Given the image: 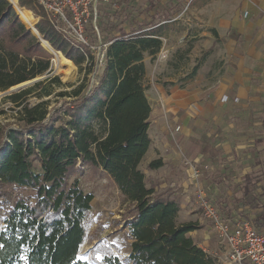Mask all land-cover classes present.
<instances>
[{"label": "trees", "instance_id": "trees-1", "mask_svg": "<svg viewBox=\"0 0 264 264\" xmlns=\"http://www.w3.org/2000/svg\"><path fill=\"white\" fill-rule=\"evenodd\" d=\"M213 1L190 0L189 8ZM18 5L39 20L35 29L41 38L80 71L93 60L91 48L106 51V62L97 86L86 89L82 84L60 93L71 100L53 109L50 102L30 106L28 100L40 88L38 98L50 96L49 87L62 86L58 78L6 97L19 110L17 124L0 126V264H89L81 260L80 249L91 227L94 197L75 179L80 162L107 175L129 203L124 218L131 252L118 262L109 251L101 264H215L192 237L202 226L178 223L185 170L178 169L173 180L166 181L168 189L157 193L140 169L152 144L145 55L160 51L166 32L184 12L182 0L99 4L97 30L93 14L83 22L89 46H74L38 0H18ZM53 59L14 5L0 0V93L48 74ZM218 134L219 127L205 124L188 142L191 153L201 155L202 164L209 166L203 176L214 199L209 194L208 199L228 224L241 218L261 232L264 157L258 153L251 171L239 177L217 147ZM255 143L257 150L264 139ZM164 166L158 159L147 168Z\"/></svg>", "mask_w": 264, "mask_h": 264}, {"label": "rangeland", "instance_id": "rangeland-1", "mask_svg": "<svg viewBox=\"0 0 264 264\" xmlns=\"http://www.w3.org/2000/svg\"><path fill=\"white\" fill-rule=\"evenodd\" d=\"M182 2L184 12L175 18L174 22L177 21V23L172 25L166 32L165 37L162 39L160 51L154 56L145 55L147 69L144 86L147 99L154 110V114L151 117L149 135L154 139L158 138L159 131L161 132L164 127H168L171 124L165 119H160V113L157 112L159 109L156 110L161 102L164 103L165 101L163 95L168 94L172 89L189 92L196 98H201L207 93H211L223 82L225 68L230 58V51L227 46L228 37H224L223 32L219 28V16L223 12V5L219 4V1L217 3L216 0L205 6L189 8L190 0H182ZM16 11L18 13V10ZM35 20L36 27L39 20L36 18ZM72 37L75 38L73 35ZM42 45L44 46V44ZM96 57L97 52L94 51L91 65L84 64L82 71L75 65L76 76L73 81H66L62 73L63 67L54 57L51 72L43 76L47 77L43 81L48 78H58L62 86L54 84L49 87L51 95L43 98H38L37 95L43 93L42 88L38 89L35 96L28 100L30 106H35L45 101L50 102V109H53L62 105L64 101L71 100L59 97L60 93L71 92L82 84H85L86 89L91 87L90 68H92ZM102 72L103 70L101 75ZM49 82L50 80L45 85ZM17 110L19 109L13 103L7 101L6 98H2L0 100V126L8 123L17 124ZM154 119L155 124H152ZM169 138L171 139V137ZM245 153L247 154L245 160H241L242 154L234 157L233 161L238 164V168H236L237 174H242L247 167L252 168L258 153H261L263 157V152H259L255 148L245 150ZM147 167L146 163L140 167L147 177V186L152 187L164 184V179L166 178L165 174H163L164 172L155 175V172L151 173ZM177 167H179L178 164ZM35 168L37 172H40L38 163H36ZM79 169V174H77L75 179H78L86 194H92L94 197L91 227L88 237L80 249V258L89 264H101V261L110 251L112 260L117 259L118 262H123V259L129 256L132 245L130 232L125 228L127 221L124 218L129 208V203L124 201L118 188L103 172L84 165L82 162L79 163ZM164 170H167L165 166L158 171ZM201 184L205 186V176H203ZM167 189L168 187H158L156 192L161 193ZM208 194L214 199L212 191ZM191 201L195 209V217L202 219L207 224L194 199ZM183 221H185V218L178 219L179 224ZM207 249L210 251L209 248ZM214 251L220 257V260L212 258L214 263L224 264L227 254L226 247L220 245L214 247Z\"/></svg>", "mask_w": 264, "mask_h": 264}, {"label": "crops", "instance_id": "crops-1", "mask_svg": "<svg viewBox=\"0 0 264 264\" xmlns=\"http://www.w3.org/2000/svg\"><path fill=\"white\" fill-rule=\"evenodd\" d=\"M218 1L223 5L219 28L223 36L228 37L230 51L223 82L201 98L178 89L163 95L165 101L156 110H160L157 111L160 119L171 124L159 131L158 138L150 136L152 144L142 162L148 165L154 160L164 161L167 170L150 171L155 175L164 172L166 176L164 184L157 185L156 189L168 187L166 181L170 178L173 180L178 169L185 170L181 177L182 185L184 183L190 187L182 193L178 219L185 218L181 224L194 222L202 226V230L193 233L192 237L210 257L216 255L214 247L221 243L211 235L209 225L194 214L191 203L192 199L196 203L194 187L188 179L190 172L183 167V161L186 158L202 162V156L192 154L188 142L198 137V130L205 124H214L219 127L217 147L223 149L227 163L236 169L238 164L233 161L235 155L242 154L241 160H245V150L256 149L255 142L264 139V0ZM162 2L166 3L167 0ZM144 63L147 69L146 59ZM236 99L239 102H235ZM152 124H155V119ZM257 150L263 152L264 157V143ZM251 169L245 168L242 174H238L239 177Z\"/></svg>", "mask_w": 264, "mask_h": 264}, {"label": "built area", "instance_id": "built-area-1", "mask_svg": "<svg viewBox=\"0 0 264 264\" xmlns=\"http://www.w3.org/2000/svg\"><path fill=\"white\" fill-rule=\"evenodd\" d=\"M109 2L110 0H38V5L55 21L57 29L74 46H89L84 36L83 22L93 14V25L96 28L98 5H107ZM69 15L71 20H69ZM91 50L97 52L90 74L91 88H93L98 85L101 71L104 68L106 51H102L101 47L91 48ZM235 102L239 100L236 99ZM184 167L190 172L188 179L194 187L196 205L201 210L207 224L210 225L211 235L226 247L227 254L224 264H264V230L260 232L252 221L241 218L236 219L232 225L228 224L209 201L207 189L201 184L203 170H207L209 166L203 165L199 160L191 161L184 158ZM188 186L183 183V193L189 188ZM205 253L208 255L207 252ZM211 258L220 260L218 254L212 255Z\"/></svg>", "mask_w": 264, "mask_h": 264}, {"label": "bare ground", "instance_id": "bare-ground-1", "mask_svg": "<svg viewBox=\"0 0 264 264\" xmlns=\"http://www.w3.org/2000/svg\"><path fill=\"white\" fill-rule=\"evenodd\" d=\"M10 1L14 4L16 9L18 10L19 17H20L21 21L24 23V25L26 27H28L29 29L33 30V32L35 33L36 20L33 17V14L29 11L20 9L17 5V3H18L17 0H10ZM36 35H37V33H36ZM49 46H51V45L48 42L44 43V47H46L48 50H49ZM56 60H58L59 64L63 67L62 73H63L66 81H73L75 76H76L75 64L72 61L66 59L59 52H57V54H56Z\"/></svg>", "mask_w": 264, "mask_h": 264}, {"label": "water", "instance_id": "water-1", "mask_svg": "<svg viewBox=\"0 0 264 264\" xmlns=\"http://www.w3.org/2000/svg\"><path fill=\"white\" fill-rule=\"evenodd\" d=\"M8 1H9L10 3H12L10 0H8ZM17 2H18V0H17ZM12 4H13V3H12ZM13 5H14V4H13ZM14 8L16 9L15 6H14ZM16 10H17V9H16ZM31 31H32V33H33L36 37L40 38L42 44H44V43L46 42L43 38H41V36L39 35V33L37 32L36 29H35V33L33 32V30H31ZM36 33H37V35H36ZM47 50H48V49H47ZM48 52L56 58L57 51H55L51 46H49V50H48ZM53 60H54V59H53ZM53 60H52V62H53ZM51 69H52V68H51ZM51 69L48 71V73L51 72ZM46 78H47V77H41V78L39 77V78H36V79H34V80H32V81H29V82L23 83V84H21V85H19V86H16V87H14V88H11L9 91L4 92V93H2V94L0 95V100H1L2 98H6V97L10 96V95H11L12 93H14V92H18V91H20V90H24V89H26V88H28V87H31V86H33V85H35V84H37V83L43 81V80L46 79ZM66 84H69V83H66Z\"/></svg>", "mask_w": 264, "mask_h": 264}]
</instances>
